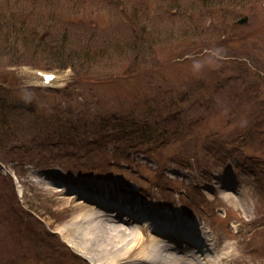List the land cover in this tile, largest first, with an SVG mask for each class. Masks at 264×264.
Here are the masks:
<instances>
[{
    "label": "rangeland",
    "instance_id": "374dc122",
    "mask_svg": "<svg viewBox=\"0 0 264 264\" xmlns=\"http://www.w3.org/2000/svg\"><path fill=\"white\" fill-rule=\"evenodd\" d=\"M52 170L264 264V0H0V264H94Z\"/></svg>",
    "mask_w": 264,
    "mask_h": 264
},
{
    "label": "bare ground",
    "instance_id": "6f19581e",
    "mask_svg": "<svg viewBox=\"0 0 264 264\" xmlns=\"http://www.w3.org/2000/svg\"><path fill=\"white\" fill-rule=\"evenodd\" d=\"M49 173L64 184L86 189L85 195L76 190L72 192L101 208L67 197L75 213L71 223L61 231L92 263L227 264L225 251L218 249L212 243L213 238L210 239L202 228L194 226L190 217L186 218L182 212L171 211L168 207L159 209L156 202L146 204L104 184L95 187L86 179L66 177L65 173L54 170ZM219 191L226 197L223 190ZM140 204L145 208L135 211L133 207L138 208ZM113 206L133 209L147 217L144 222L136 220L137 224L130 214L122 217L123 212ZM184 234L193 237L194 242L183 238Z\"/></svg>",
    "mask_w": 264,
    "mask_h": 264
},
{
    "label": "trees",
    "instance_id": "16d2710c",
    "mask_svg": "<svg viewBox=\"0 0 264 264\" xmlns=\"http://www.w3.org/2000/svg\"><path fill=\"white\" fill-rule=\"evenodd\" d=\"M141 130V129H140ZM150 130V131H149ZM149 130H146L145 127L142 128V132H141V138L144 136L145 139H148L147 142H155V141H159L160 138L158 137H155V134H156V131L153 130L152 128L149 129ZM155 132V133H153ZM162 133H167L166 130L162 131ZM158 138V140H157Z\"/></svg>",
    "mask_w": 264,
    "mask_h": 264
},
{
    "label": "water",
    "instance_id": "95a60500",
    "mask_svg": "<svg viewBox=\"0 0 264 264\" xmlns=\"http://www.w3.org/2000/svg\"><path fill=\"white\" fill-rule=\"evenodd\" d=\"M246 18H247V17H245V16H244V17H242V18L239 20V22L245 21V20H246Z\"/></svg>",
    "mask_w": 264,
    "mask_h": 264
}]
</instances>
